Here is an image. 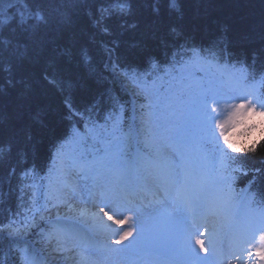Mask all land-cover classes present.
I'll list each match as a JSON object with an SVG mask.
<instances>
[{
  "label": "snow or ice",
  "instance_id": "obj_1",
  "mask_svg": "<svg viewBox=\"0 0 264 264\" xmlns=\"http://www.w3.org/2000/svg\"><path fill=\"white\" fill-rule=\"evenodd\" d=\"M171 4L175 6L176 0H171ZM196 48L201 52L207 50L213 58L219 55L222 60L243 64L251 78L264 85V45L251 52L238 53L225 43L217 46L181 39L166 45L161 56L148 57L141 63H129L127 60L121 63L119 49H114L112 68L119 74L118 83L97 93L86 104L65 105V127L53 141L48 161H51L53 152L57 156L63 155L65 143L77 145V160L84 167L86 186L88 173L103 169L119 178L123 193L105 185H100L98 193L89 188L87 203L94 211H78L76 216H69L73 210L70 203L56 198L46 182L42 181L39 186L34 182L37 175L46 174L47 167L41 163L35 146L21 148L17 164L6 170L0 169V208L5 212L0 220V264H39L32 253L37 246H47L50 256L59 253V242L53 245L52 240L53 234L60 231L75 232L85 239L91 238L96 231L108 230L111 233L108 237L110 244L129 250L144 245L153 232L155 218L140 206L132 192L136 188V178L149 163L145 149L150 140L157 138H163L174 146L175 158L167 159L165 166L177 184L187 186L189 176L200 171L203 179L201 185L190 190L191 205L203 207L205 183L211 186L214 197L218 199L227 200L234 186L240 184L254 190L255 195L264 201V157L253 159L264 148V88L259 92L242 93L238 87L211 80L189 96L183 106V114L168 125L159 119L146 118L145 105L137 109L132 104L128 91L134 83L144 81L142 74H146L154 64L179 63L190 52L191 59L197 55L192 52ZM132 95H136L135 88ZM147 107L151 111V104ZM121 112L126 117L135 113L131 115V123L126 122L122 126L118 119L113 118L114 113ZM242 128L247 130L243 136L233 135ZM92 137H96L95 155L80 148H86ZM26 139L32 140L31 132ZM241 141L245 143L241 145ZM193 150L199 154L196 158L192 155ZM88 157L92 158L91 162ZM29 178L33 179L31 185L27 183ZM21 205L27 211L19 218ZM83 206L77 205V208ZM85 216L88 219H84ZM229 228L234 233L250 237L242 241L237 252L232 253L236 264H264V217L249 221L245 215L237 213ZM170 230L196 264H207L209 260V248L201 238L205 234L211 235L210 243L215 255L218 242L214 227L198 225L182 216L171 223ZM200 253L205 255L200 256ZM49 264H57L56 259L53 257Z\"/></svg>",
  "mask_w": 264,
  "mask_h": 264
},
{
  "label": "trees",
  "instance_id": "obj_2",
  "mask_svg": "<svg viewBox=\"0 0 264 264\" xmlns=\"http://www.w3.org/2000/svg\"><path fill=\"white\" fill-rule=\"evenodd\" d=\"M181 39L217 46L225 43L238 53L259 49L264 45V0H176L175 6L171 0H0V169L17 164L19 150L34 145L41 163L47 165V174L57 156L53 152L48 161L51 145L65 127V105L86 104L118 83V73L112 68L114 49H119L121 63H141L161 56L166 45ZM192 52L204 65L214 62L245 76V84L252 83L256 92L264 88L243 64L219 55L213 58L199 48ZM190 56L191 52L179 63L154 64L142 74L143 82L134 83L159 95L152 103L128 91L137 109L145 105L146 118L160 121L174 116L167 114L171 99L161 84L170 87L168 82L174 77L185 80L193 67ZM131 115L114 113L113 118L123 126L131 123ZM29 132L31 141L26 139ZM157 143L150 140L146 150L158 153ZM95 144L96 137H92L86 148L80 146L81 151L95 155ZM261 157L264 148L253 159ZM27 183L31 185L33 179ZM234 189L251 198L252 204L264 206L254 190L240 184ZM18 211L23 216L27 209L21 205ZM4 215L0 208V220Z\"/></svg>",
  "mask_w": 264,
  "mask_h": 264
},
{
  "label": "rangeland",
  "instance_id": "obj_3",
  "mask_svg": "<svg viewBox=\"0 0 264 264\" xmlns=\"http://www.w3.org/2000/svg\"><path fill=\"white\" fill-rule=\"evenodd\" d=\"M195 69H197V65L189 69L190 74L185 80L182 77H174L172 81L168 82V84H171L170 87L164 82L161 84L163 85V90L168 91L170 94L167 97L171 99L168 102V106H171V109L167 111V114H174L171 118L160 120L161 122L167 121L165 125L178 119L183 114V106L190 95L195 94L209 81L218 80L216 76L212 77L214 75L212 72L203 71V78L205 81H201L198 79V73ZM117 76L120 78L119 74H117ZM244 78L246 77L239 75V78L235 79L233 83H230L228 80L225 85L238 87L241 90L248 89L250 93L256 92L255 89H253L254 86L252 83L245 84L246 79ZM242 86L245 87L242 88ZM133 88L136 89L135 96H147L151 103L159 96L154 90L140 89L134 84L129 88L131 94ZM167 88H169L170 91L167 90ZM246 131V129L242 128L238 132L233 133V135L243 136ZM256 135H260V133ZM158 139L159 138L154 140L158 141L155 145V148L158 149V153L157 156H155L160 161V166L155 163H147L145 169H142L140 175L136 178L137 184L135 189H139L141 186L160 194L162 198L159 204L146 209L155 218V227L144 245L136 250H129L121 245L110 244L108 237L111 233L108 230L96 231L91 238L85 239H81L75 232L60 231L53 234L54 238L52 243L55 245L59 242L61 251L59 253H53V255L50 256V249H48L47 246L44 248L37 246L32 253L33 258L39 262V264H49L53 257L56 259L57 264H141V261L135 260V251L139 249H154L188 260L191 264H196L183 245L174 239L170 230V225L174 220L185 216L181 209L180 199L184 194L190 195V190L193 186L201 185L203 177L200 171L197 170L189 176L187 186L182 187L177 184L169 176L168 169L165 166V161L167 159L175 158L173 151L174 146L163 138H160L161 140ZM242 143L244 144L245 142L241 141L240 144ZM73 147H77V145L72 146L71 149L63 147V155L56 156V159L52 163V171L45 177L40 178L41 180H35L37 186H39L42 181L46 182L51 186L53 195L56 198L71 204L73 210L68 213L69 216H76L78 211H83L85 213L94 211L87 203L89 188L96 190L98 193L100 185H105L111 186L114 190L121 193L124 191L123 186L119 183V178L103 169L96 173L89 172L86 186L84 167L82 166V162L77 160V151L75 153L70 152V154H64L71 151ZM192 155L196 158L199 154L193 150ZM88 159L91 162L92 158L88 157ZM203 189V207H198L199 212L196 224L205 226L204 223L207 222L209 226L214 227L216 230V240L217 236L224 232L230 225L237 213H242L249 221H258L264 217V206L260 207L251 204V198H245L244 193L238 194L233 189L229 198L223 200L214 197L211 186L207 183L203 184ZM77 205L84 206L78 209ZM20 218H22V216ZM84 219H88V216H85ZM201 238L205 239V246L209 248L207 254L209 260L207 264H218L213 260L210 253L212 248V244L210 243L211 235L205 234V236ZM248 238L250 237L239 234L235 252L241 247L242 241ZM255 243L257 245L259 244L258 239H256ZM100 245H102L101 248L103 249H97ZM117 249H119V251H117ZM204 255V253H200V256ZM225 264L229 263L226 262Z\"/></svg>",
  "mask_w": 264,
  "mask_h": 264
},
{
  "label": "bare ground",
  "instance_id": "obj_4",
  "mask_svg": "<svg viewBox=\"0 0 264 264\" xmlns=\"http://www.w3.org/2000/svg\"><path fill=\"white\" fill-rule=\"evenodd\" d=\"M93 191H94V192H97V191L94 190V189H93ZM205 227H209L207 223L205 224ZM233 252H235V248H234V250L232 251V253H233ZM229 261H231V264H236V260H235V258H234L233 256H231V257L228 259V263H229ZM226 262H227V261H226Z\"/></svg>",
  "mask_w": 264,
  "mask_h": 264
}]
</instances>
